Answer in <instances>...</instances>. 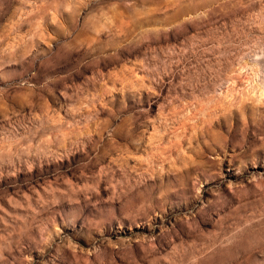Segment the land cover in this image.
Returning <instances> with one entry per match:
<instances>
[{
    "label": "rangeland",
    "instance_id": "rangeland-1",
    "mask_svg": "<svg viewBox=\"0 0 264 264\" xmlns=\"http://www.w3.org/2000/svg\"><path fill=\"white\" fill-rule=\"evenodd\" d=\"M0 264H264V0H0Z\"/></svg>",
    "mask_w": 264,
    "mask_h": 264
}]
</instances>
